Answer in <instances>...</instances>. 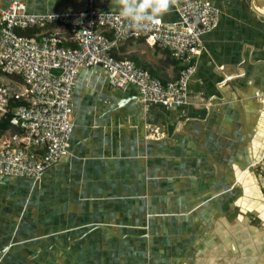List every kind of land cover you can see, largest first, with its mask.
Returning <instances> with one entry per match:
<instances>
[{"label":"crops","instance_id":"0c3cea01","mask_svg":"<svg viewBox=\"0 0 264 264\" xmlns=\"http://www.w3.org/2000/svg\"><path fill=\"white\" fill-rule=\"evenodd\" d=\"M16 1L30 14L88 4L0 0V32ZM209 1L220 18L193 60L188 105H144L136 87L81 71L69 154L38 180L0 178V264H264V0ZM178 20L173 4L158 19ZM45 31L76 44L64 26ZM113 54L164 83L186 66L145 38ZM15 83L0 78L25 94Z\"/></svg>","mask_w":264,"mask_h":264},{"label":"built area","instance_id":"2783aa9c","mask_svg":"<svg viewBox=\"0 0 264 264\" xmlns=\"http://www.w3.org/2000/svg\"><path fill=\"white\" fill-rule=\"evenodd\" d=\"M173 6L178 21L157 20L141 30L129 29L118 12L97 10L95 0H88L80 11L30 14L19 1L1 11L0 72L21 78L26 90L15 94L0 86V120L10 99H26L28 105L18 108L11 121L24 130L23 136L0 141V178L38 180L69 154L74 92L84 69H102L113 89L136 87L144 105L169 109L188 105V87L196 71L193 60L203 51V36L217 28L220 10L209 0H175ZM57 25L70 30L75 48L63 46L51 32L36 37L16 32ZM139 38L186 63L176 80L164 83L135 62L112 56L122 43ZM53 69L61 74H52Z\"/></svg>","mask_w":264,"mask_h":264},{"label":"clouds","instance_id":"9594fccd","mask_svg":"<svg viewBox=\"0 0 264 264\" xmlns=\"http://www.w3.org/2000/svg\"><path fill=\"white\" fill-rule=\"evenodd\" d=\"M131 30L147 29L170 10L175 0H111Z\"/></svg>","mask_w":264,"mask_h":264},{"label":"trees","instance_id":"16d2710c","mask_svg":"<svg viewBox=\"0 0 264 264\" xmlns=\"http://www.w3.org/2000/svg\"><path fill=\"white\" fill-rule=\"evenodd\" d=\"M44 30L39 29V28H29V29H18L16 32L19 36L35 37L37 35H41L44 32ZM76 46H77L76 44H73L70 47L75 48ZM113 52H114V50L112 51V56L114 58H116L115 55L113 54ZM0 74H3V73L0 72ZM11 77H13V76H11ZM16 78H19V77H16ZM19 79H21V78H19ZM27 105H28V102L26 101V99H20V100H17L14 98L10 99L9 104L7 106V112L5 113V115L0 120V132L3 133L6 130H8L9 128L15 127V128L20 129V132H18V133L24 134L25 133L24 130L18 126L13 125L11 123V121L15 117L16 110L20 107L27 106Z\"/></svg>","mask_w":264,"mask_h":264},{"label":"rangeland","instance_id":"374dc122","mask_svg":"<svg viewBox=\"0 0 264 264\" xmlns=\"http://www.w3.org/2000/svg\"><path fill=\"white\" fill-rule=\"evenodd\" d=\"M2 76V77H1ZM0 78H2L4 80V82H9L11 81V83L13 84V82H17L15 83V85H18L19 89L21 91L24 90V86L23 84H20L21 83V79L19 78H14V77H10V76H7V75H4V74H0ZM1 85V84H0Z\"/></svg>","mask_w":264,"mask_h":264},{"label":"water","instance_id":"95a60500","mask_svg":"<svg viewBox=\"0 0 264 264\" xmlns=\"http://www.w3.org/2000/svg\"><path fill=\"white\" fill-rule=\"evenodd\" d=\"M52 74L59 76L61 74L60 70L53 69Z\"/></svg>","mask_w":264,"mask_h":264}]
</instances>
